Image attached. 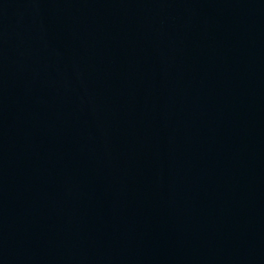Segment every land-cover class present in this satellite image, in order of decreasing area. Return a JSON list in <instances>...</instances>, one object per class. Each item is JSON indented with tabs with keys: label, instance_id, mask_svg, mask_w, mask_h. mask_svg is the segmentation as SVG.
<instances>
[{
	"label": "water",
	"instance_id": "obj_1",
	"mask_svg": "<svg viewBox=\"0 0 264 264\" xmlns=\"http://www.w3.org/2000/svg\"><path fill=\"white\" fill-rule=\"evenodd\" d=\"M0 264H264V0H0Z\"/></svg>",
	"mask_w": 264,
	"mask_h": 264
}]
</instances>
